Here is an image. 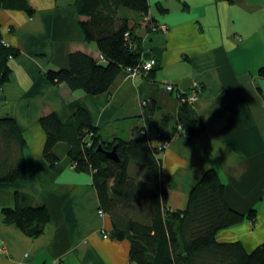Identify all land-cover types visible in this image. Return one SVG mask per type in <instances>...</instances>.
Returning a JSON list of instances; mask_svg holds the SVG:
<instances>
[{
    "label": "crops",
    "instance_id": "obj_1",
    "mask_svg": "<svg viewBox=\"0 0 264 264\" xmlns=\"http://www.w3.org/2000/svg\"><path fill=\"white\" fill-rule=\"evenodd\" d=\"M29 2L33 12L0 8L4 37L20 48L10 61V80L0 87V113L18 120L28 163L25 178L0 183V209L17 201L45 205L51 218L36 237L1 219L0 264H138L129 257L128 238L111 236V215L99 213L92 173L73 167L71 142L54 145L55 165L45 158L40 118L56 112L67 122L79 100L107 141L129 140L135 125L143 124L154 137L162 112L177 116L181 103L168 83L182 91L201 85L193 105L205 123L194 139L176 132L159 155L170 176L168 205L184 209L191 188L215 169L229 206L245 214L242 222L218 230L217 239L240 240L248 250L264 243V0H148L149 15L167 26L139 31L146 56L158 59L155 72L124 71L96 95L45 75L51 67H69L74 50L100 55L96 41L86 40L80 29L76 0ZM151 98L160 110L146 124L140 114ZM254 208L255 219L247 215Z\"/></svg>",
    "mask_w": 264,
    "mask_h": 264
},
{
    "label": "trees",
    "instance_id": "obj_2",
    "mask_svg": "<svg viewBox=\"0 0 264 264\" xmlns=\"http://www.w3.org/2000/svg\"><path fill=\"white\" fill-rule=\"evenodd\" d=\"M75 4L81 16L80 29L86 40L96 41L100 55L72 51L69 67H51L45 72L49 81L65 82L71 90L82 88L96 95L106 92L128 66L144 72L141 63L149 56L139 31L158 24L149 15L148 0H76ZM0 8L34 11L29 0H0ZM19 53L18 46L7 42L0 22V87L10 80V61ZM154 72L151 69L144 74L150 76ZM194 89L202 91L200 84L190 86L189 91L176 87L181 102L178 114L162 112L157 130L161 137L149 136V128L143 124L135 125L129 140L120 137L107 141L102 138L100 127L93 125L88 107L74 101L73 119L62 122L56 112L40 118L46 131L43 154L55 165L58 156L54 145L65 139L71 142L69 156L73 167L92 173L100 207L113 219L111 236L128 238L129 257L138 264H264V243L248 250L240 240L217 239L218 230L242 222L245 214L229 206L224 182L215 169L207 170L191 188L184 209L168 205L170 176L162 169L159 155L163 149L154 141H169L178 131L194 139L204 130L205 123L193 105L195 101L189 100ZM143 103L140 115L146 124L152 123L160 106L153 98ZM100 143L105 149L117 144L119 160L108 157L99 148ZM26 146L18 120L11 113H0V183L27 176ZM143 172L145 176L140 177ZM256 212L254 208L247 215L255 219ZM0 217V221L15 222L32 237L42 234L51 218L47 206H22L18 201L2 206Z\"/></svg>",
    "mask_w": 264,
    "mask_h": 264
},
{
    "label": "built area",
    "instance_id": "obj_3",
    "mask_svg": "<svg viewBox=\"0 0 264 264\" xmlns=\"http://www.w3.org/2000/svg\"><path fill=\"white\" fill-rule=\"evenodd\" d=\"M167 26H165V24L164 23H161V22H158V24H155V23H153L152 25H151V27L148 29V30H150V31H159V29H164V28H166ZM157 63V59H156V57L155 56H153V55H151V56H149V58L148 59H146L145 61H143L142 63H141V67H142V69L144 70V69H149L150 67H152L154 64H156ZM126 74L127 75H132V74H139V73H145L146 71L144 70V72H142V71H140L139 70V68L138 69H136V68H133V67H131V66H128L127 68H126ZM195 85H197V83H194V85H192V87H194ZM166 88L169 90V91H172V90H174V89H176V86H175V84H171V83H168V84H166ZM200 93V91H199V89H194L191 93H190V95H189V100L190 101H192V102H194V100H195V98H197L198 97V94ZM159 134V133H158ZM156 144V146L157 147H159L160 149H163L164 150V147H166V144H167V140H164V141H160V142H158V143H155ZM104 212V210L101 208L100 210H99V213H103ZM103 235L106 237V236H108V232H106L105 230L103 231ZM62 264H67V263H62Z\"/></svg>",
    "mask_w": 264,
    "mask_h": 264
},
{
    "label": "water",
    "instance_id": "obj_4",
    "mask_svg": "<svg viewBox=\"0 0 264 264\" xmlns=\"http://www.w3.org/2000/svg\"><path fill=\"white\" fill-rule=\"evenodd\" d=\"M117 144H115L112 148L110 149H105L103 146H102V143L99 144V148L102 149L106 155L114 160H119L118 159V154H117Z\"/></svg>",
    "mask_w": 264,
    "mask_h": 264
},
{
    "label": "rangeland",
    "instance_id": "obj_5",
    "mask_svg": "<svg viewBox=\"0 0 264 264\" xmlns=\"http://www.w3.org/2000/svg\"><path fill=\"white\" fill-rule=\"evenodd\" d=\"M157 59V58H156ZM157 61H158V59H157ZM157 64V63H156ZM156 64H154L152 67H150L149 69H144L145 71H146V73L148 74L150 71H151V69L154 67V66H156ZM57 69H59V68H57ZM124 73V72H123ZM137 74V73H136ZM155 136H158V137H161L159 134H158V132L156 131V133H155ZM170 142V140L169 141H167V144H166V147H167V145H168V143ZM166 147H164V149L166 148Z\"/></svg>",
    "mask_w": 264,
    "mask_h": 264
},
{
    "label": "clouds",
    "instance_id": "obj_6",
    "mask_svg": "<svg viewBox=\"0 0 264 264\" xmlns=\"http://www.w3.org/2000/svg\"><path fill=\"white\" fill-rule=\"evenodd\" d=\"M107 232V231H106ZM109 235V234H108Z\"/></svg>",
    "mask_w": 264,
    "mask_h": 264
}]
</instances>
